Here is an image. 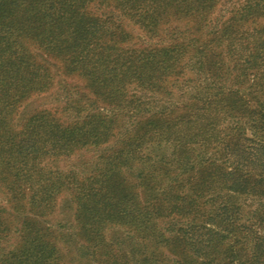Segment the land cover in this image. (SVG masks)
Returning a JSON list of instances; mask_svg holds the SVG:
<instances>
[{
	"label": "trees",
	"instance_id": "1",
	"mask_svg": "<svg viewBox=\"0 0 264 264\" xmlns=\"http://www.w3.org/2000/svg\"><path fill=\"white\" fill-rule=\"evenodd\" d=\"M225 1L0 0V264H264V0Z\"/></svg>",
	"mask_w": 264,
	"mask_h": 264
},
{
	"label": "rangeland",
	"instance_id": "2",
	"mask_svg": "<svg viewBox=\"0 0 264 264\" xmlns=\"http://www.w3.org/2000/svg\"><path fill=\"white\" fill-rule=\"evenodd\" d=\"M224 3H226L225 0H220V6L219 9H223L224 7ZM62 90L60 88V86L56 85L51 91H49L48 93H45L41 96H37L34 97L33 99H31L29 102H27L24 107L22 108V110L27 113L30 112L31 110L35 109V108H43V107H48L51 106L52 104H54V102H56L58 99L60 98V96H62ZM90 156V154H84V155H79L77 157H73V159L71 158L69 161H64V162H59L57 164H55V166H59L62 168H68L69 166H76L77 164H81L82 162L86 161L88 159V157ZM57 216L56 214L53 215L50 219V223L55 222Z\"/></svg>",
	"mask_w": 264,
	"mask_h": 264
}]
</instances>
